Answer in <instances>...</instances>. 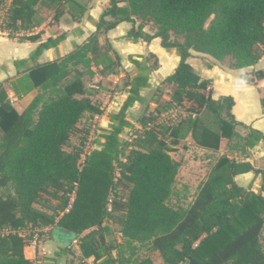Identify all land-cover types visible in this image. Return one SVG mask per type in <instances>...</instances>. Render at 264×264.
Returning <instances> with one entry per match:
<instances>
[{
  "label": "trees",
  "instance_id": "trees-1",
  "mask_svg": "<svg viewBox=\"0 0 264 264\" xmlns=\"http://www.w3.org/2000/svg\"><path fill=\"white\" fill-rule=\"evenodd\" d=\"M42 1L53 6L62 0H11L7 8L0 0V11L6 8L0 28L32 20L34 6ZM122 21L132 23L127 35L133 40L158 37L163 47L175 49L179 63L148 99L141 90L150 87L149 67L129 55L134 70L121 85L127 96L117 112H108L109 128L100 129L87 152L66 150L83 114L102 113L82 76L84 71L93 76V66L101 74L119 71L121 57L110 44L100 47L98 34ZM147 24L154 27L152 34L143 31ZM96 28L69 54L31 70L40 91L23 111L17 112L0 91V264H63L57 257L71 253L74 240L80 249L76 264L87 258L94 264H129L120 251L108 253L112 243L104 246L110 233L104 222L114 211L120 212L122 241L147 249L137 264H155V255L162 264L191 258L198 264H264V171H256L260 191H247L233 177L251 170V164L222 155L186 207L167 203L182 162L170 153L180 139L189 135L196 145L218 150L222 138L236 137L245 153L263 138L254 129L244 136L236 131L242 124L231 113L233 98H212L210 81L187 58L194 50L218 61L230 57L235 68L256 64L264 53V0H108ZM255 74L264 76L261 70ZM166 83L172 86L170 99L156 100L151 108ZM134 102L144 105L135 120L141 131L136 147L127 149L123 132L135 127L127 118ZM172 108L183 111V117L175 124L159 122ZM204 112L217 119V129L204 124ZM34 227L55 233L62 227L71 235L60 237L54 257L34 262L24 254Z\"/></svg>",
  "mask_w": 264,
  "mask_h": 264
},
{
  "label": "crops",
  "instance_id": "crops-1",
  "mask_svg": "<svg viewBox=\"0 0 264 264\" xmlns=\"http://www.w3.org/2000/svg\"><path fill=\"white\" fill-rule=\"evenodd\" d=\"M10 1L5 0L6 8ZM107 1L62 0L60 4L53 6L42 1L34 6L32 20L23 22L19 19L14 29L0 28V91L6 95L17 112L23 111L40 91V87L34 84L31 70L47 61L69 54L76 45L86 42L96 31L102 6ZM58 8L63 9L62 12L57 11ZM131 27V22L122 21L108 31L98 34V45L106 48L110 44L115 53L121 57V68L115 74H101L93 66V76H89L84 71L82 80L88 96L100 105L102 113L94 115L84 113L78 127L80 122H85L87 119L94 121L100 129L109 128L108 112H117L127 96L121 85L128 74L134 70V65L129 61V55L140 61L144 60L149 67L150 87L141 90V95L148 99L153 97L155 89L178 65L180 57L175 49L163 47L158 37L149 41L142 38L133 40L127 35ZM143 31L153 33L148 24ZM29 36H34V39L28 38ZM187 61L203 79L210 81L209 94L212 98L217 99L228 95L233 98L231 113L234 119L243 125H237L235 128L241 136H244L249 129L257 130L262 134L263 138L245 153L240 146H236L237 141L229 145L230 149L222 151L223 138L218 149V151L221 150L219 157L226 155L230 159L251 164V170L238 173L233 179L238 186L247 191L259 192L262 178L256 171H264V107L262 104L264 76L257 78L255 71L261 70L264 73V53L256 64L244 68L222 65L210 55L194 50H190ZM171 87L167 83L162 85L160 93L150 102V107L153 108L156 105V100L161 102L162 95H166V100H169ZM143 108V104L134 102L128 109L127 118L135 123L134 128L139 127L135 120L142 114ZM125 131L131 132L127 129ZM185 139L190 140L189 135ZM196 146L202 151L211 150ZM200 182H196L195 190ZM262 232L264 234V227ZM47 243L36 241L34 244H27L24 247L25 256L34 262L46 257H54L58 251L59 242L55 245ZM76 245V251L74 247L69 246L71 253L58 256V260L63 264H72L71 260H73V264H76L80 256V249L77 243ZM90 260L92 258H87L88 262H91Z\"/></svg>",
  "mask_w": 264,
  "mask_h": 264
},
{
  "label": "rangeland",
  "instance_id": "rangeland-1",
  "mask_svg": "<svg viewBox=\"0 0 264 264\" xmlns=\"http://www.w3.org/2000/svg\"><path fill=\"white\" fill-rule=\"evenodd\" d=\"M208 24V22H207ZM150 28L154 31V27H151L152 24H148ZM259 52H262L263 46H258ZM222 65L232 66L233 59L230 57H225L222 60H219ZM258 78V77H257ZM168 86V85H167ZM99 100L101 98H98ZM167 99L166 95H162L161 102ZM183 115L179 112L174 116H166L163 120L166 124H175ZM201 119L204 124L208 125L211 128H218L217 119L209 113H202ZM140 127L133 129V132L128 133L124 130L123 136L125 135L127 139L126 148L131 149L136 147V138L140 134ZM100 133L99 126L86 119L85 122H80L78 130L74 131L70 136V142L64 147L66 150L71 149H82L85 153L91 147L95 146L96 139ZM233 141V142H231ZM237 141V138L222 140V151H227L230 149L229 145ZM178 150L176 152L170 153L173 157L180 158L182 160L181 165L178 169L176 175V181L173 187V193L168 199V204L172 207L184 208L191 202L194 193L195 185L197 181H203L206 179L209 174L212 166L219 157L221 150H210L202 151L200 150L195 143L191 142L189 139L182 138L178 144ZM120 193V189H117ZM39 206V205H37ZM120 212L114 211L108 214L107 221L104 224L108 223L110 233L104 235V246L112 243L115 247L112 249L108 248V253L112 255H117V252L120 251L121 254L128 258L129 264H137L136 261L143 259L147 255V249L145 246H141L138 243L128 244L125 241H122L120 234ZM30 239L36 238V241L39 243H47L48 245H55L57 242H60L57 235L50 231V228H32L29 232ZM264 235V234H263ZM263 249H264V239L262 240ZM76 241L74 240L70 247H74L76 251ZM92 264V260H90ZM155 264H162V260L155 255ZM182 264H187L183 262Z\"/></svg>",
  "mask_w": 264,
  "mask_h": 264
},
{
  "label": "built area",
  "instance_id": "built-area-1",
  "mask_svg": "<svg viewBox=\"0 0 264 264\" xmlns=\"http://www.w3.org/2000/svg\"><path fill=\"white\" fill-rule=\"evenodd\" d=\"M5 10V9H4ZM4 10H2V11H0V24L2 23V20H3V17H4V14H5V11ZM180 113V114H182V115H184V112L183 111H181L179 108H172L171 110H169V111H167V112H165V113H162L161 115H160V117H159V122H164V118L166 117V116H174L176 113ZM151 126V124L150 123H148V125H147V127H150ZM36 242V238H34V239H32L31 240V243H35ZM84 261H85V264H91L90 262H88L87 261V259H84ZM92 264H94L93 262H92Z\"/></svg>",
  "mask_w": 264,
  "mask_h": 264
},
{
  "label": "water",
  "instance_id": "water-1",
  "mask_svg": "<svg viewBox=\"0 0 264 264\" xmlns=\"http://www.w3.org/2000/svg\"><path fill=\"white\" fill-rule=\"evenodd\" d=\"M55 231H57V233H55V232H53V233H55L57 235L58 239H60V237H69L71 235L70 231H68L62 227H56ZM187 264H198V263L195 259L191 258L187 261Z\"/></svg>",
  "mask_w": 264,
  "mask_h": 264
}]
</instances>
